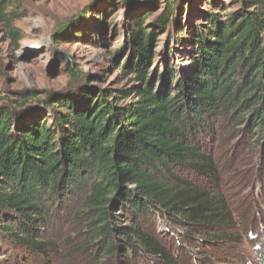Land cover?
<instances>
[{
  "label": "trees",
  "instance_id": "1",
  "mask_svg": "<svg viewBox=\"0 0 264 264\" xmlns=\"http://www.w3.org/2000/svg\"><path fill=\"white\" fill-rule=\"evenodd\" d=\"M234 4L207 12L187 37L172 31L171 7L153 21L187 49L186 69L168 45L158 62L156 32L137 20L129 51L118 52L127 89L48 93L51 113L37 118L26 116L39 104L24 114L0 106V264H18L13 251L24 264H50L56 221L73 226L68 243L82 264H180L169 247L180 248V228L211 246L234 241L215 145L228 137L231 150L260 154L264 173V0ZM15 10L0 0L13 43L22 38ZM28 97L20 93V107Z\"/></svg>",
  "mask_w": 264,
  "mask_h": 264
},
{
  "label": "rangeland",
  "instance_id": "2",
  "mask_svg": "<svg viewBox=\"0 0 264 264\" xmlns=\"http://www.w3.org/2000/svg\"><path fill=\"white\" fill-rule=\"evenodd\" d=\"M10 1H14L20 15L14 28L22 33V38L13 43L0 24V106L22 110L41 105L40 110L29 112L26 118L51 113L48 93L78 95L80 84L96 91L127 89L130 82L123 79L118 67L128 59L118 52L129 51L125 48L127 36L137 20L148 31L156 32L157 41L152 49L155 59L164 61L168 45L176 49L173 57L186 69L187 49L173 41L169 43L155 29L153 21L166 15L171 7L172 31L187 37L207 12L239 9L234 0ZM56 34L67 42L55 40ZM70 69L80 74L82 83L71 82ZM20 93H33L35 97H28L25 106L20 107L21 101H16ZM220 140L215 147L221 190L236 218V229L225 232L232 233L234 241L211 246L185 238L186 231L180 228V248L176 243L168 246L175 256L180 255V264H264V173L260 154L252 155L245 146L231 150L228 137ZM74 231L70 223L59 221L48 230L49 237L58 245L50 264H82L81 257L68 243ZM13 256L16 263L24 264L17 252L13 251ZM26 264L42 261L36 259Z\"/></svg>",
  "mask_w": 264,
  "mask_h": 264
},
{
  "label": "water",
  "instance_id": "3",
  "mask_svg": "<svg viewBox=\"0 0 264 264\" xmlns=\"http://www.w3.org/2000/svg\"><path fill=\"white\" fill-rule=\"evenodd\" d=\"M30 109H22V110H20V111H18V113L19 114H24V113H26V112H28Z\"/></svg>",
  "mask_w": 264,
  "mask_h": 264
}]
</instances>
